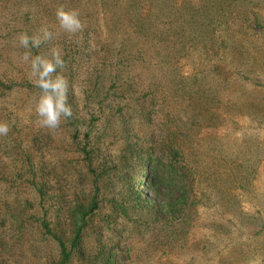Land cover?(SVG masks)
Instances as JSON below:
<instances>
[{
	"label": "trees",
	"instance_id": "1",
	"mask_svg": "<svg viewBox=\"0 0 264 264\" xmlns=\"http://www.w3.org/2000/svg\"><path fill=\"white\" fill-rule=\"evenodd\" d=\"M25 1L35 7L32 15L20 14L17 6ZM44 1L55 0H0V29L3 26L9 38L13 33L37 34L50 11ZM57 1L53 13L64 4L86 17L92 12L87 16L77 6L89 10L97 5L106 19L116 14L110 32L127 35L135 43L116 51L103 49L100 66L87 72L65 63L61 71L72 86L74 116L56 131L37 123L39 89L29 65L18 66L10 59L22 58L24 49L17 38L6 44L12 55H5L6 49L0 52V121L10 126L8 136L0 137V264L4 258H33L35 264H122L117 248L124 234L143 235L154 228L157 233L148 242L162 240L167 248L185 245L198 209L226 215L219 223L226 232L225 227L243 228L249 231L247 239L264 232V196L251 199L258 205L255 212L245 211L239 198L241 191L247 196L254 191L249 163L260 159L255 158L253 145L238 159L222 157L219 163L201 160L193 150L199 142L201 153L215 150L212 139L200 132L218 127V108L225 103L217 95L236 76L212 58L234 54H241L245 62L251 58L244 40L264 36V17L258 13L264 0ZM7 11L13 16L9 21L1 17ZM15 25L21 26L18 32ZM57 38L53 41L60 43L67 62L75 51L67 49L62 36ZM53 41L34 49V54L49 55ZM193 54L198 56L193 65L200 69L178 81L174 65L170 84L142 86L153 66L164 70L178 64L179 58L193 59ZM256 57L254 65L261 71L257 75L264 80V50ZM162 58L167 59L163 66ZM207 61L211 65L205 72L201 66ZM143 69L151 72L144 74ZM201 69L213 72L212 89L193 83ZM80 71L82 86L75 83ZM169 72H163L167 79ZM237 101L235 105L244 107L241 114L251 110L264 116V92L262 108L251 105L249 96ZM186 106L191 112L184 116ZM261 118L254 121V128L262 126ZM150 129L156 132L149 134ZM109 132L111 141L105 142ZM182 244L178 246L183 248ZM253 249L246 243L229 255L261 257L256 245ZM140 261L134 258L128 264Z\"/></svg>",
	"mask_w": 264,
	"mask_h": 264
},
{
	"label": "rangeland",
	"instance_id": "2",
	"mask_svg": "<svg viewBox=\"0 0 264 264\" xmlns=\"http://www.w3.org/2000/svg\"><path fill=\"white\" fill-rule=\"evenodd\" d=\"M56 2L58 1H51V4H47L45 1L42 2L47 5L50 11L48 13V18H42L41 22H43L45 26L49 27V29H52V31L59 33L55 39H58L57 37L59 36H62L65 39V46L68 44L67 49L73 47L75 53L67 57V62H65L66 65L76 69L79 67V69L81 68L87 72L92 67L94 68L95 66H100L101 60L103 59V49L105 51H112L115 49L116 51L122 48H128L129 43H135L134 40L127 38V35L120 32L117 34L111 33V23L116 20L117 15L111 14V19L110 16L109 19H106L105 15L103 16L101 14L103 10L97 5L95 8L89 7V10H87V8L84 9L82 6H77L80 7L87 14V16L88 11L92 12L90 13V17H86L83 12L80 14L81 20L86 25L84 31L76 34L75 36L63 33L59 29L55 13H53V8L56 5ZM82 4L83 3L81 2V5ZM61 5L64 6V4ZM17 8L20 10V14L28 12L32 15L35 12V7L31 6L30 3L26 1L22 2L19 6H17ZM12 10L13 8H11V11ZM112 12L116 13L115 10H112ZM258 13L261 17H264V7L259 8ZM1 17H6L8 19H6L7 21L13 18L8 11ZM20 28L21 26L15 25L14 31L18 32ZM230 31L232 32L231 29ZM7 33L8 31L6 29L4 30L2 26V29H0V52L3 50L5 51L6 44L9 42V39L17 38V34L13 33L11 35L13 37L9 38V35L8 37L6 35ZM263 37V35H260L244 40V45L246 46L244 51H246V54L250 56L252 60L246 56L247 58L245 62V57L242 59L241 54H238L240 57L237 54H234L225 55L223 59L212 58V62H216L219 66H222L221 69L225 68L236 76H231L229 78L230 84L225 86L223 90H220V93L217 95L223 100V103H225L223 108H218L217 114L219 119L217 118L218 122H216L218 127L215 129H204L200 132L206 138L212 139L211 145H213L212 148L215 147V150L209 154L208 152L201 153L200 148L202 142L196 144L193 149L195 154L200 156L201 160L208 158L209 160H213L215 163H219V160L222 157H225L228 160L234 158L238 159L239 156L243 154V149L249 148V145L251 144L253 145L254 156L256 159H260V162L255 165L252 162L249 163L250 167H253L252 172L254 179L252 184L254 191H252L248 196L243 194V191L239 193L242 208L245 211L250 212H255L258 209V205L251 199L257 196H264V121H261V127L254 128L256 127L254 121H258L257 119L261 118L256 115H261V119L263 120L264 116L260 112L256 113L251 110H246L244 114H241L244 107H240V105L237 104L235 105L234 101L237 99L238 101H243L246 96H249L251 98V103L249 102L251 105H259L260 108L264 106H262V103H259L260 97L264 92V88L262 87L264 85L261 84L264 82L262 79L263 75H257L260 74L261 71L258 69V65H254L258 64L256 61V54L259 51L264 50ZM122 40H125L124 43H122ZM254 42L257 44L253 45ZM53 47H57L62 50V47L57 40L53 41L52 48ZM258 47L261 48L256 50ZM230 49L232 50V48ZM76 51L78 52L76 53ZM6 53H8L7 49L4 54L6 55ZM62 53H64V51H62ZM5 55L2 56L5 57ZM8 55L12 54L8 53ZM10 59L18 66L26 64V62H24L20 57L11 56ZM163 60L167 59L162 58V66L164 64ZM179 60L178 64H169L164 69L165 71L171 70V72L167 74L169 79L165 77V73H163L164 70L158 67L153 66L152 72L148 69H143L142 71H144V74L151 72L152 76H146L145 80L142 81V86H146L156 81H162L163 84L171 82L170 80L174 79V65L178 67V81H180V76L187 77L192 74V71L200 69L198 66L193 65L198 62L197 55L193 54V59L190 58L188 60L186 58H179ZM152 61L155 63L153 55ZM170 62L173 63V60ZM210 65L211 61H207L206 67L201 66V68L207 72L209 71L208 67ZM202 69L199 71V74L196 75L197 77L193 83L199 87L203 84L205 88L212 89L210 85L214 82V79L211 77L213 72L204 73ZM92 70L93 69H91L88 73H91ZM84 71H80L81 77L77 82H75L79 86H82L80 82L83 83ZM27 74L29 73L27 72ZM215 81L218 82L217 79H215ZM183 111L186 112L184 113V116H187L188 112H191V110L188 109V106H186ZM153 124L156 125V123ZM154 132H156V130H149V134H154ZM110 133L111 132H109L106 139H104L105 142L111 141V138L109 137ZM259 144L262 145L260 146ZM224 150L229 152V155L219 154V152ZM197 216L198 217H195L194 219V225L191 230V238L188 239V243L185 245L181 242L178 243V245L182 244L183 248L175 244L174 247L167 248L162 245V240L161 243L148 242L147 238L152 237L157 233L156 229L153 228V230L147 232V234H136L135 236L133 234H124L123 237L119 238L120 244H118L117 248V254L120 257L119 259H122V264H128L134 258H140L141 261L139 264H249L250 260H257L259 264H264V250L261 249V247H264V232H261L256 238L247 239L249 231L246 229H230L225 227L228 232L223 229H219V223L224 221L226 218V215H221L220 212L213 210L207 213L198 209ZM210 224H212V226H210ZM230 231L232 232L229 234ZM231 235H233L232 240L230 239ZM246 243L249 244L252 249L253 245H256L262 252L261 257L247 258L248 255L245 254L244 258H232V256L229 255L231 250H239V248L244 247ZM253 252L254 249L250 255H253ZM4 264H35V260L33 258H4Z\"/></svg>",
	"mask_w": 264,
	"mask_h": 264
},
{
	"label": "clouds",
	"instance_id": "3",
	"mask_svg": "<svg viewBox=\"0 0 264 264\" xmlns=\"http://www.w3.org/2000/svg\"><path fill=\"white\" fill-rule=\"evenodd\" d=\"M55 16L59 29L70 36L83 32L86 27L76 9H66L61 5L57 7ZM57 35L59 33L44 26L37 34L29 35L27 32H21L17 36L19 47L24 49L22 59L29 65L34 85L39 89L35 103L37 123L41 128L50 131L58 130L62 122L71 120L74 116L70 102L72 86L61 71L66 67L62 50L53 47L49 55L33 52L34 49H40L42 45L53 41ZM9 132V124L0 121V137L8 136ZM249 264H259V262L250 260Z\"/></svg>",
	"mask_w": 264,
	"mask_h": 264
}]
</instances>
